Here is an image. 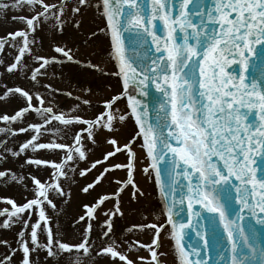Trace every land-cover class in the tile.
Wrapping results in <instances>:
<instances>
[{
  "label": "snow or ice",
  "instance_id": "snow-or-ice-1",
  "mask_svg": "<svg viewBox=\"0 0 264 264\" xmlns=\"http://www.w3.org/2000/svg\"><path fill=\"white\" fill-rule=\"evenodd\" d=\"M78 3L84 5L86 0H78ZM24 6L33 11L39 6L42 11L29 17H11L26 22L28 31L18 29L8 33L7 36L12 38L10 44L7 39H0V49L9 44L19 53L14 57L15 62L7 66L9 73L26 67L22 57L26 53L31 54L29 45L34 42L28 36L41 20L47 22L53 19V27L63 23L60 15L64 9L63 0L59 5L46 4L44 0H11V3H0V10L6 12L11 8L15 11ZM95 7L103 9L102 14L107 20V29L98 31L108 32L110 58L119 69L116 75L123 78L125 92L128 91L129 83H132L141 96L149 95L150 86L155 88L158 95L153 106L154 117L146 115L149 109L141 99L134 95L127 96L130 113L120 115L119 120L134 119L137 130L127 144L103 155V161H108L123 149L127 154V165H109L81 191L88 192L110 170L126 168L127 180L123 183L132 185L135 199L138 187L133 173L137 158L132 145L142 141L140 147L145 152L144 159L148 161L143 172L149 175L150 169L155 172L161 195L160 215L167 217L163 223L132 226L154 230L151 243L142 245L150 252L151 260L161 264L158 259L161 253L157 252L159 237L161 230L168 226L178 264H211L209 253L213 246L217 250L216 264H264V167L257 163L259 159H264V0H98ZM74 11H79V8ZM157 22L160 23L161 34L157 33ZM78 25L79 21H76L74 26ZM177 35L179 43L176 42ZM17 37L22 38L21 44L16 43ZM149 42L154 47L146 50L145 46ZM54 51L62 54L65 60L34 56L35 61L43 63L32 69L29 78L33 83L37 82L40 70L50 63L76 62L71 49L55 46ZM150 51L154 54L149 55ZM230 65H237L238 68L226 70ZM88 66L96 67L91 64ZM44 87L51 89L52 86ZM9 93L21 95L27 106L18 109L11 117L5 114L0 120L18 122L23 115L34 110L36 116L43 120V125L30 123L26 128L16 130L0 128V132L14 134L31 130L43 135L42 128L48 126L45 131L60 133L61 128L52 127V121L60 122L65 129L80 123L88 126L74 134L73 145L40 143L37 142L38 135H32L19 145L18 151L6 149L14 156L29 149L59 150L62 153L59 162L27 158L29 164L52 169L49 177L51 183L29 176L34 184L33 199H26L24 204L16 205L10 198H5L13 205V211H3L4 215L12 217L11 221L5 219L2 222L4 227L20 221L26 210L29 218L33 208L37 212V220L32 224L30 233L31 248L25 238L24 229L29 223L27 219L23 220L24 227L17 233L18 247L23 253L21 264H31L30 251L37 248L46 250L49 257H58L69 250V257H75L74 264H81L84 256L91 255L90 249L94 244L89 240L91 220L94 219L97 204L107 198H115L116 204L112 210L104 213L108 219L101 222L103 230L100 238L102 241L111 240V245L101 248L97 255L109 254L111 258L134 264L126 254L112 246L116 241L110 236L113 215H123L119 207V187L116 193L99 197L93 205H82L87 211L73 222L75 226L85 216L88 217L79 244L72 245L54 238L48 224L50 217L43 207L46 203L54 212L60 211L49 198V189L58 196H65L60 178L69 179V171H74L71 165L86 158L80 144L83 139L80 133L86 132L88 139L95 143L92 130L96 127L109 129L115 117L107 115L108 123H103L104 112L94 119L65 116L63 112L54 113L51 107H36L31 103L33 94L18 86L6 88L0 95L7 97ZM122 95L124 93L104 101L106 110L113 108ZM35 99L43 103L40 93L35 94ZM242 109L246 111L242 112ZM252 109H258L255 114L259 120L247 123ZM111 143L116 144L114 138ZM101 163V160H96L92 162L91 168ZM257 167H260L259 176ZM91 168L80 170L79 175L83 177ZM0 179L16 182L23 177L9 170L0 171ZM140 195H143L142 191ZM194 205H200V210ZM185 210L187 220L182 222L177 217ZM41 221L44 222L42 225ZM38 228L47 236V244L38 241ZM193 230L203 244V253L199 244L182 243L190 239L189 232ZM9 251L15 252V249L10 248ZM202 254L209 258L200 259ZM8 259L10 257L5 258V264ZM138 259L145 260L144 257Z\"/></svg>",
  "mask_w": 264,
  "mask_h": 264
},
{
  "label": "rangeland",
  "instance_id": "rangeland-1",
  "mask_svg": "<svg viewBox=\"0 0 264 264\" xmlns=\"http://www.w3.org/2000/svg\"><path fill=\"white\" fill-rule=\"evenodd\" d=\"M2 2L11 3V0H0V3ZM44 3L59 5L61 0H44ZM63 3L64 9L62 14H60L63 21L62 25L53 27L52 25L55 23L53 19H49L47 22L41 20L35 27V31L29 33L28 39L34 42L29 45L31 54L26 53V59L23 60V64L26 67L20 69V74L17 72H5V66H8L13 60L12 57L18 53L16 48L9 46L12 39H7L6 37L7 33L14 32V30L25 29L24 31H28V28L26 22L13 20L11 17H29L34 15L35 12L42 11V9L37 6L33 11L24 6L15 11L11 8L6 12L0 10V39L6 38L9 41V44L6 45L5 53L4 51L0 53V94L4 93L6 88L14 89L18 86L33 94L31 102L33 105L43 108L51 107L54 113L63 112L65 116L94 119L99 113L104 112L103 123H108L107 115L115 117L109 129L96 127L92 130L95 143L88 139L86 132L80 133L83 137L80 144L83 146L82 150L85 151L86 158L77 160L74 165L69 162L74 171H69V179L60 178L59 183L65 190V196H58L49 189V198L54 201L60 211L54 212L52 207L46 203L43 207L46 215L50 217L48 224L51 227L54 238L72 245L79 244L83 239V232L88 223V217L85 216V219L79 221L75 226H73V222L87 211L82 205H93L97 203L99 197L116 193L119 187L121 189V194L118 197L120 201L119 207L123 215H113V227L110 236L116 241V244L112 246L120 253L126 254L128 259H131L134 264H155L151 260L150 252L142 247V245L151 243L154 230L132 227L150 223H163L165 220L163 215H160L161 208L156 197L153 177L151 174L143 172L147 161L144 159L145 154L140 147V142L132 145L137 158L133 173L135 185L138 187L135 199L132 196L134 191L132 185L123 183L127 180L126 168L110 170L101 178V182L94 185L88 192L81 191L85 185L91 183L109 165H127V154L123 149L115 153L114 157H110L108 161H103V155L108 151H113L116 147L127 144L135 132V127L131 118H126L124 121L119 120L120 115L130 113L123 98H119L114 107L107 110L103 103L110 100L113 96L121 94V88L113 59L110 58L107 31H98L99 29H106L103 18H101V10L95 7L98 0H86L84 5H79L78 0H63ZM76 8H79V11H74ZM76 21H79L78 27L74 26ZM16 43L21 44L22 38L18 37ZM55 46L71 49V54L76 62L50 63L45 69L40 70L42 74H39L40 77L37 78V82L33 83L28 78L32 69L35 66L38 67V62L34 66L32 53H37L38 56L46 58L58 56L59 60L65 59L63 55H59L54 51ZM9 58L10 61H8ZM89 64L96 67H90L88 66ZM45 85H51L52 87L49 89L44 87ZM54 89L61 91L56 92ZM39 91L44 92L42 104L35 99V94L39 93ZM67 93L71 95L69 96ZM84 101L89 103L86 104ZM26 106V100L19 94L9 93L7 97L0 95V117L5 114L11 117L18 109ZM117 109L119 111H116ZM21 121L24 123L8 122L5 126L16 130L25 128L30 123L43 125V120L36 116L34 110L23 115ZM51 126L60 127L61 132L54 134L50 131H45L44 129L48 126L42 128L43 135L31 130L23 136L19 133L0 132V171L7 172L10 170V172L17 173L23 177V179H17L16 182H12L10 179H0V242H7L6 244L0 243V264H5L6 257H10L6 264H21L23 253L18 247L17 233L24 227L23 220L27 219L29 223L27 228L24 229L25 238L28 241L29 248H31L30 233L32 224L37 220V212L33 208L30 218L26 210L20 221L11 224L10 227H4L2 222L5 219L11 221L12 217L4 215L3 211L7 210L8 213L13 211V205L8 203L5 198H10L16 205L24 204L26 199H33L35 197L34 184L32 179L29 178L30 175L42 182L51 183L49 177L52 174V169L29 164L26 162L27 158L34 157L59 162L62 155L59 150L51 152L43 149L36 151L29 149L14 156L11 151H6V149L18 151L19 145L28 141L32 135H38L37 142L40 143L57 142L73 145L74 134L79 129L88 127L80 123L73 124L65 129L57 121H52ZM113 138L116 141L115 145L111 143ZM96 160H101L102 163L96 165L95 168H91L92 162ZM89 168L91 170L83 177L79 175L80 170ZM116 181L121 183L118 184ZM141 191L143 195H140ZM115 204V198H107L97 204L94 219L91 220L92 229L89 240L90 243L94 242V244L90 249L91 255L84 256L81 264H126V262L120 261L118 258H111L109 254L97 255L101 248L111 245V240L102 241L100 238L103 230L101 222L108 219V216L104 213L106 210H112ZM43 223L41 221V225ZM40 237L43 243L47 244V236L39 228L38 238ZM159 244L157 252L161 253L158 256L161 264H177L167 226L161 230ZM10 248L15 249V252H10ZM139 257H144L145 260L142 261L138 259ZM29 258L31 264H74L75 257H69V250H65L58 257H49L46 250L37 248L35 251H31Z\"/></svg>",
  "mask_w": 264,
  "mask_h": 264
},
{
  "label": "water",
  "instance_id": "water-1",
  "mask_svg": "<svg viewBox=\"0 0 264 264\" xmlns=\"http://www.w3.org/2000/svg\"><path fill=\"white\" fill-rule=\"evenodd\" d=\"M234 15V14H233ZM157 33L158 34H161V26H160V23L157 22ZM166 35V33H165ZM177 43L180 42L179 40V36L177 35ZM154 46L149 42V44H147L145 46V49L148 50V49H152ZM154 52H149V55H153ZM234 68H238L237 65H230L228 69L226 70H232ZM246 82H248L246 80ZM148 92H149V95H146V96H141L139 91L135 88V86L132 84V83H129V88H128V91H127V94L128 95H134L137 97V99H141L143 101V104L145 107H147L149 109L148 113H146L147 116L149 117H154L155 116V110H154V105L156 104V99H157V92L155 90V88L153 86H150L148 88ZM242 112L243 111H246V109H242L241 110ZM256 111H258V109H252L251 110V115H249L247 117V123H251V121L253 120H259V117L255 114ZM215 159V157L213 158ZM257 163L260 165V167H264V159H259L257 161ZM255 166V165H254ZM260 167H257V175L259 176L261 174L260 172ZM187 203V202H186ZM194 207L197 209V210H200V205H194ZM185 209H186V204H185ZM187 211L185 210L182 214H180L177 219L182 221V222H186L187 220ZM189 236H190V239H185L184 241H182V243H184L185 245H188V244H192V245H197L199 244V247L201 249V252L203 253V244L201 241L198 240L196 234H195V231H190L189 232ZM208 239L211 241L212 237L209 235L208 236ZM216 248L215 246H213L211 249H210V253H209V256H210V261H211V264H216V261L218 259L217 255H216ZM200 259H208L209 257H205L203 254L201 255V257H199Z\"/></svg>",
  "mask_w": 264,
  "mask_h": 264
}]
</instances>
